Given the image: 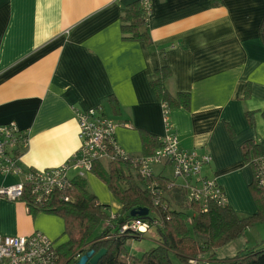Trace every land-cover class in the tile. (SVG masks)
<instances>
[{"label":"crops","instance_id":"1","mask_svg":"<svg viewBox=\"0 0 264 264\" xmlns=\"http://www.w3.org/2000/svg\"><path fill=\"white\" fill-rule=\"evenodd\" d=\"M136 1L0 0V126L14 123L27 132L23 168L59 167L77 152L75 109L102 106L117 125L118 146L130 157L142 154L140 131L165 136L166 113L181 149L211 155L202 174L221 186L225 205L241 217L255 215L253 174L241 146L256 142L264 158V0H151V46L122 39L121 12ZM163 67L171 72L167 91L189 94L187 109L166 112L157 101L150 83ZM167 167L154 166L153 172L167 177ZM69 176L76 178L74 171ZM82 179L109 207L110 220L118 218L121 204L107 186L91 172ZM18 181L0 174V187ZM64 231L55 214L0 200L3 236L40 232L59 250L68 241ZM263 248L264 223L209 255L219 262L229 258L219 254L223 249L232 258Z\"/></svg>","mask_w":264,"mask_h":264},{"label":"trees","instance_id":"2","mask_svg":"<svg viewBox=\"0 0 264 264\" xmlns=\"http://www.w3.org/2000/svg\"><path fill=\"white\" fill-rule=\"evenodd\" d=\"M211 1L217 5V0ZM121 14L122 39L124 41L142 42L146 46H151L146 25L147 19L144 18L140 3L134 2L123 9ZM259 33L260 40L264 45V20L261 23ZM170 75L171 72L168 67L156 70V79L150 83L151 89L157 101L167 111L176 108L187 109L190 104L188 93L171 95L167 91L165 82ZM109 102L116 113L115 100L110 98ZM246 117L248 123L252 124V114L247 113ZM139 133L142 144L141 156H151L162 146L159 139L144 131ZM241 153L245 163L252 170L253 179L249 189L257 204V213L252 216L241 217L228 206L220 207L212 202L209 203L205 213H201L196 206H187L186 209L194 212L191 219L183 212L172 211L169 214V220L163 218L162 227L156 230L159 236L158 245L145 253L140 261L128 254L125 243L128 239H139L141 236L129 232L119 236L116 234H118V228L121 224L131 218L129 213L134 209L147 210L146 216L135 218L142 220L150 218L151 197L143 188L141 180L137 176L134 178L130 173L129 162L116 160L106 165L95 162L91 173L107 186L113 197L121 204L120 217L116 220L114 228L107 226L99 237L89 240L98 225L108 220L104 207L88 191L85 181L77 177L73 179L72 188L68 194L74 201L64 203L54 200L50 208L43 211L61 217L65 223L64 234L68 237V241L58 250L59 264H75L73 260L75 255H83L90 251L97 253L101 249H105L106 254L98 264H173L171 255L181 264H190V260H200L202 255L228 245L247 230L258 224H263L264 187L259 186L255 173L264 158L260 155L259 146L254 141L245 142L241 146ZM125 169L127 173L124 171ZM162 179L157 178L160 182L163 181ZM169 195L181 208L185 207L182 205L183 195L181 191L174 190ZM30 211L32 213L41 212L33 207L30 208ZM188 224L192 227V232L188 230ZM211 261L213 260L211 259ZM221 261L225 264H264V248L243 251L232 258Z\"/></svg>","mask_w":264,"mask_h":264},{"label":"built area","instance_id":"3","mask_svg":"<svg viewBox=\"0 0 264 264\" xmlns=\"http://www.w3.org/2000/svg\"><path fill=\"white\" fill-rule=\"evenodd\" d=\"M138 2L147 19L152 11L151 0ZM74 114L78 126L79 149L63 165L55 168H23L20 160L21 153L28 146L27 132L14 123L0 126V174L19 178L16 184L0 187V200L22 202L27 208L33 207L39 211L48 210L54 200L72 203L74 200L68 194L73 181L69 176L70 171L75 172V177L84 178L91 172L95 162L121 160L129 162L131 171L143 183V188L151 197L152 207L149 219L125 220L116 236L126 232L143 236L161 228L163 218L169 220V214L176 211L169 195L174 190L181 191L185 205L196 206L201 213L207 211L211 202L220 207L226 206L221 186L202 174L203 168L212 162L211 155L181 149L179 138L166 113L163 120L166 134L159 139L162 146L148 157H130L118 146L115 139L117 125L107 116L102 106L87 111L75 109ZM154 166L170 167L172 178L168 179L162 172L155 175ZM157 178H163V181ZM255 178L259 186L264 187V161L258 165ZM179 180L182 183L178 184ZM107 226L114 228L115 223L109 221ZM80 256L75 255L73 260L77 261ZM189 263L210 264L199 259L190 260ZM0 264H59V253L54 243L40 232L29 236L0 234Z\"/></svg>","mask_w":264,"mask_h":264},{"label":"rangeland","instance_id":"4","mask_svg":"<svg viewBox=\"0 0 264 264\" xmlns=\"http://www.w3.org/2000/svg\"><path fill=\"white\" fill-rule=\"evenodd\" d=\"M199 152L200 151H198V153ZM106 164L107 163H104V165H106ZM125 172H127V171L125 170ZM165 174H166V176L167 175L168 176L172 175V169L170 167H167L166 171H165ZM132 175H133L134 178H136V175H135L134 172H132ZM100 203H102V202H100ZM102 205H103V203H102ZM104 205H106V204H104ZM184 206H185V208L187 207V205H184ZM103 207H104V212H105V215H106L108 221L101 222L98 225V227L96 228V230L93 232V234L90 236L89 240H93V239H95L96 237H99L102 234L103 230H105V228H107V225L105 227L103 226L104 224H108L109 221H110V223H116V221L110 220V218H109L110 217V211H111L109 209V207H106V206H103ZM183 208H182V210L186 213L188 218L191 219L193 217V215H194V212H192L190 210L188 211V210L183 209ZM187 228H188V230L190 232H192V227L190 226V224L187 225ZM158 243H159V236H158L156 231L152 230L150 233L141 236L139 239H135V238L128 239L126 241V243H125V249H126V251L128 252V254L131 257H133L136 260L140 261L142 256L145 253H147L150 250H152L153 248H155L158 245ZM237 244H238V242L237 243H233L232 246H236ZM216 250H218V249H216ZM226 251H227V249H223L221 251V253H219V254L231 258L226 253ZM211 257H212V255H209V253H208L206 255H202L200 257V260L201 261L203 260V261L210 262L211 264H225V263H222V261H219V262L218 261H211ZM170 258H171V261H172L173 264H181L173 255H171Z\"/></svg>","mask_w":264,"mask_h":264},{"label":"water","instance_id":"5","mask_svg":"<svg viewBox=\"0 0 264 264\" xmlns=\"http://www.w3.org/2000/svg\"><path fill=\"white\" fill-rule=\"evenodd\" d=\"M147 215L146 209H134L129 213V217L135 218V217H142ZM106 254L105 249L99 250L97 253H94V251L87 252L80 256V258L75 261V264H98V262L103 258V256Z\"/></svg>","mask_w":264,"mask_h":264},{"label":"bare ground","instance_id":"6","mask_svg":"<svg viewBox=\"0 0 264 264\" xmlns=\"http://www.w3.org/2000/svg\"><path fill=\"white\" fill-rule=\"evenodd\" d=\"M138 1V0H137Z\"/></svg>","mask_w":264,"mask_h":264}]
</instances>
